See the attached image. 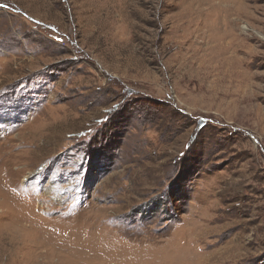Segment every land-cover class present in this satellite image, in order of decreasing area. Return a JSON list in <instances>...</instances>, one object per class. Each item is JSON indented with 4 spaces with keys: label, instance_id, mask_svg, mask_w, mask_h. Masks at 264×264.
Segmentation results:
<instances>
[{
    "label": "rangeland",
    "instance_id": "1",
    "mask_svg": "<svg viewBox=\"0 0 264 264\" xmlns=\"http://www.w3.org/2000/svg\"><path fill=\"white\" fill-rule=\"evenodd\" d=\"M0 264H264V0H0Z\"/></svg>",
    "mask_w": 264,
    "mask_h": 264
},
{
    "label": "bare ground",
    "instance_id": "2",
    "mask_svg": "<svg viewBox=\"0 0 264 264\" xmlns=\"http://www.w3.org/2000/svg\"><path fill=\"white\" fill-rule=\"evenodd\" d=\"M208 33V32H207ZM211 42V41H210Z\"/></svg>",
    "mask_w": 264,
    "mask_h": 264
}]
</instances>
